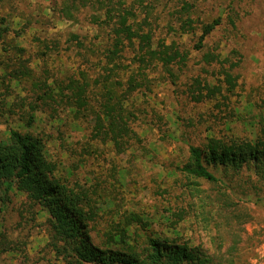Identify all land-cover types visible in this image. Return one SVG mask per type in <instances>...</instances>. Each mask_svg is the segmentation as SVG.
Masks as SVG:
<instances>
[{
  "label": "trees",
  "instance_id": "obj_1",
  "mask_svg": "<svg viewBox=\"0 0 264 264\" xmlns=\"http://www.w3.org/2000/svg\"><path fill=\"white\" fill-rule=\"evenodd\" d=\"M135 3L59 0L49 7L39 5L43 8L36 9L35 14L22 15L10 0H0V124L7 127L0 137V209L15 203L17 194L25 195L17 208V228L0 231L1 254L29 259L25 254L28 242L20 238V225L36 221L46 210V249L55 260L51 264L209 262L188 247V239L183 243L157 230L155 216L127 205L121 193L128 185V170L120 162L125 154L136 150L135 142L141 139L134 128L137 113L130 102L137 91L147 89L149 72L160 68L176 83L178 72L188 65L190 52L184 42L171 35L192 38V49L202 53L201 61L218 67L220 83L196 77L184 89L190 101L214 102L215 115L225 111L219 103L226 97L225 91L232 92L237 86L233 70L239 61H231L229 55L223 56L216 49L204 51L207 38L222 19L198 21L193 2L183 0L164 24L152 0ZM47 11L56 21L77 22L83 14L93 32H70L67 38L47 31L42 35V28L36 24L48 25ZM28 36L35 48L33 54L26 45ZM56 57L61 60L58 65L52 64ZM33 60L39 61V69ZM60 110L73 120L90 122L86 143L81 152L76 151L80 160L70 167L69 176L85 165L86 157L99 160L103 155L100 147L111 149L115 162L103 165L106 171L97 172L94 179L89 177L93 182H71L69 176L58 175L61 163L50 156L48 148L52 137L33 130L39 112L52 113L51 121L55 122L60 120ZM224 120L227 122L228 115ZM259 123L256 135L247 138L218 137L215 126L207 125L202 143L188 146V161L179 169L219 188L221 197L200 196L203 207L213 206L210 213L222 209L216 206L226 195L222 188L230 198L237 193L238 180L253 192L262 188L260 184L264 186V116ZM192 185L203 191L199 182ZM161 216L168 223L165 228L177 233H182L178 224L189 217L186 210L174 208ZM212 227L221 236L223 224L215 223L209 229ZM217 242L215 239L213 243ZM221 244L218 242L216 248Z\"/></svg>",
  "mask_w": 264,
  "mask_h": 264
},
{
  "label": "rangeland",
  "instance_id": "obj_2",
  "mask_svg": "<svg viewBox=\"0 0 264 264\" xmlns=\"http://www.w3.org/2000/svg\"><path fill=\"white\" fill-rule=\"evenodd\" d=\"M10 1L22 15H27L35 14L36 9L43 8L39 5L45 8L55 5L59 0ZM134 1L135 4H140L144 0ZM188 1L195 4L194 16L198 21H210L217 17L222 19V24L207 38L204 51L216 49L223 56L229 55L231 61H239L233 70L237 86L232 92L225 91L226 97L220 98L219 103L225 111L217 115L212 113L214 102L190 101L184 89L193 84L196 77L208 79L212 84L220 83L217 79L219 69L201 61L202 53L192 49V38L185 35L180 39L178 35H171L184 42V48L190 52V59L185 71L178 72L176 83L158 68L149 72L144 93L138 94L137 91L134 94L130 104L137 113L134 128L141 139L135 142L136 150L125 154L120 162L128 170V185L121 196H124L129 207L155 216L154 227L157 230H164L169 236L180 238L183 243L188 239L191 250L208 258L209 262L203 264H264V186L260 184L262 188L253 192L251 189L246 190L247 185L238 180L236 195L228 198L229 192L222 188L220 191L226 192V195L216 205L222 209L220 212L210 213L213 206L203 207L200 196L212 194L221 197L218 195L219 188L190 177L179 169L188 161V146L202 143L207 134V125L215 126V135L218 137L247 138L256 135L260 118L264 116V0ZM182 2L183 0H152L160 13L161 24L166 23L163 20L171 17L172 9L179 8ZM47 12L48 25L36 24L42 28V35L47 31L67 38L70 32H93V27L83 14L74 22L56 21ZM28 39L26 45L30 54H33L35 48L30 42V36ZM65 57L63 58L66 59ZM60 62L56 57L52 64L58 65ZM33 66L39 69V61L33 60ZM51 115L52 113L48 115L39 112V120L33 130L49 139L52 137L48 148L50 156L61 163L58 175L69 176L70 167L80 160L76 151L81 152L80 148L86 143L90 122L73 120L71 115L61 110L58 112L60 120L52 122ZM226 115L227 122L224 120ZM15 126L19 127V124L15 123ZM6 128V125L0 124V137L5 134ZM100 150L103 155L99 160L86 157L83 160L85 165L74 169L69 176L71 182H93L89 177L94 179L97 172L106 171L103 165L108 166L111 160L115 162L109 147H100ZM244 172L246 176L248 171L244 169ZM193 182H199L203 191L193 189ZM24 200L25 195L19 193L15 203L4 210L0 209V231L17 228V208ZM172 208L186 210L189 216L178 224L182 233L165 228L168 223L161 214ZM48 218L47 211L42 210L36 221L20 225V238L28 242L25 254L29 259L25 260L23 255L19 257L0 253V264H22L20 261L23 264L55 262L54 255L46 249ZM215 223L224 226L221 236H218L214 227L213 230L209 229ZM179 234L180 237H176ZM219 237L221 239L218 240ZM213 238L222 243L220 247L216 248L218 242L214 244Z\"/></svg>",
  "mask_w": 264,
  "mask_h": 264
}]
</instances>
